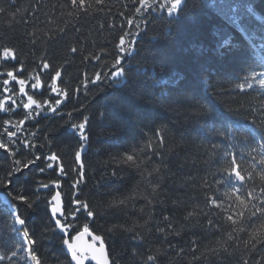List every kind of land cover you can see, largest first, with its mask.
I'll list each match as a JSON object with an SVG mask.
<instances>
[{"label":"trees","instance_id":"16d2710c","mask_svg":"<svg viewBox=\"0 0 264 264\" xmlns=\"http://www.w3.org/2000/svg\"><path fill=\"white\" fill-rule=\"evenodd\" d=\"M253 2L259 10L250 15L244 6ZM0 7L15 14H0V50L9 47L16 52L15 60L0 58V103L4 105L0 143L10 150L0 148V181L17 167L15 160L23 167L41 156L8 177L35 202L33 209L13 201L2 185L0 193L25 218L35 240L31 247L41 264H70L50 219L49 201L57 192L67 222L74 225L69 238L88 223L101 236L109 264H242L244 259L251 264L252 257L264 256V239L256 245L257 251L246 243L257 226L256 217L239 233L232 232L238 225L226 220L237 210L235 196L247 203L252 192L257 199L251 204L257 205L264 197L260 179L264 165L259 163L264 154L259 146L264 134V87L258 84L259 76L245 79L253 72H264L250 45L264 47L261 0H184L175 17L152 8L136 13L139 0H85L83 8L73 6L71 0H15L14 6L10 0H0ZM121 36L131 55L120 53ZM119 55L127 83L118 88L109 77ZM44 63L49 64L47 69ZM9 70L15 80L7 77ZM56 71L61 76L55 87L67 92V99L49 87ZM96 73H102L101 81L93 84ZM37 77L41 87L33 88ZM20 79L25 81L23 86ZM249 82L252 88L247 87ZM28 95L42 104L39 116L30 115L37 111L34 105L24 109ZM193 95L205 107L207 101L215 104L216 123L205 126L189 121L178 102ZM56 99L62 103L51 112L43 102L54 104ZM85 116L89 140L83 142L81 179L74 155L80 145L71 125ZM250 128L256 130L258 140L251 139ZM8 132L16 136L9 137ZM53 153L57 161L44 159ZM128 154L134 156L133 162H124ZM233 158L245 176L241 185L222 171L231 167ZM48 163L53 168H47ZM60 167L66 175L60 174ZM113 172L118 178L112 177ZM221 179L224 182L217 184ZM45 183L48 188L41 187ZM233 187L240 191L233 193ZM209 197L223 207L212 205ZM77 199L89 204L92 218L83 209L76 211ZM119 200L126 203L110 206ZM193 210L194 216L185 220ZM73 214L77 219H72ZM165 215L169 221L163 220ZM209 218L215 227L208 225ZM129 228L132 231H126ZM213 248L218 253L213 254ZM225 250L229 255L221 259L219 253ZM149 255L157 260L148 261ZM0 257V264H26L11 214L2 205Z\"/></svg>","mask_w":264,"mask_h":264},{"label":"snow or ice","instance_id":"6c2138e0","mask_svg":"<svg viewBox=\"0 0 264 264\" xmlns=\"http://www.w3.org/2000/svg\"><path fill=\"white\" fill-rule=\"evenodd\" d=\"M102 2V0H97V3ZM184 0H160L159 3H157V0H151V3H149V0H139V3L141 5V7H137L135 9L136 13H141V8H144L145 11H147L148 8H152L153 11L156 10H160V11H166L167 15L169 17H175L177 16L180 11L182 10V4H183ZM262 3H264V0H261ZM71 4L73 6L79 7V8H83L84 4H85V0H71ZM10 5L14 6L15 5V0H10ZM237 7H240L239 5ZM244 10L252 15L255 14L259 9L256 7L255 2L253 3H249L247 5L244 6ZM8 13V9L4 8V7H0V14H6ZM9 15L14 16V13H8ZM128 24L131 25L132 24V20H128ZM137 27H139V25H137ZM55 37H53L54 39ZM225 43H227V41H225ZM125 45V39L123 36L120 37L119 40V50L121 54H129L131 55V51H129V49H126L124 47ZM131 47V45H129V48ZM73 52H76L77 49L73 48L72 49ZM0 58H2L3 60H15L16 59V52L14 49L9 48V47H4L2 50H0ZM121 61H122V55H119L115 58V62L112 64V68L116 69L115 71L111 72V76L109 77L110 80H112L114 86L116 87H122L124 84L127 83L126 81V73L125 70L123 69L121 65ZM49 67L48 63H44L43 64V68L47 69ZM22 70V67L21 69ZM7 77L12 78L13 80L16 79V76L14 75V72L9 70L6 73ZM61 76V72L60 71H56L55 75L52 77V84L49 85V87L51 88L52 92L57 93V95L62 96L64 99L68 98V93L67 92H62L61 89H58L57 87H55L56 84V80L57 78H59ZM257 76L260 77V79L258 80V84L261 87H264V72H260V73H256L253 72L251 74V76H246L245 79L246 80H251V79H255ZM101 77H102V73H96L95 74V79L91 80V83L95 84L97 81H101ZM4 85H7L9 83L8 79H5L3 81ZM18 83L20 85H24L25 81L23 79L18 80ZM33 88H39L41 87V81L40 79L37 77L35 84L32 85ZM248 88H252L253 85L252 83H248L247 84ZM244 85L241 84L240 85V89L243 90ZM20 92L23 93L24 92V88L21 87L20 88ZM201 98L193 95L190 98H185L182 102H178L179 103V107L183 108L185 110V114L187 116V118L189 119L190 122H195L197 124L202 123L205 126H207L210 123H216L215 119H214V111H215V104L212 101H207L208 107H205L204 104L199 103V100ZM13 103H15V101H13ZM44 105H47L48 109L51 112H56L57 108L61 105L62 100L61 99H56L54 104L49 103L48 101H44L43 102ZM33 105L35 106V109L37 111H35L34 113H30L31 116H39L42 109V104L40 102H38L37 100H35L33 98L32 95H28L27 97V103L23 104L24 109L28 110L31 109L33 107ZM4 107V105L2 103H0V110H2ZM68 115H71V113H69ZM101 118L105 117V113H99ZM5 123H8L7 121ZM21 125L24 124V120H21L19 122ZM89 123V118L87 116H85L83 118V121L80 123H76V124H72L71 128L72 131L74 133L77 134L78 136V143H79V148L75 151V160L80 163V176L81 179H83V163L81 162V153L84 151L85 148V144L83 142H86L89 140V136L86 132V127ZM213 131L217 132L220 135H226V132H221L220 129H213ZM248 134L250 135H256V130L254 128H250L247 129ZM33 135H35L33 133ZM8 136L9 137H14L16 136L15 132H8ZM11 142V141H9ZM33 147H35V145H32ZM25 147H28V143H25ZM0 148L4 149L5 152H9V147L6 143H0ZM260 148L264 149V134H261V143H260ZM252 151H257V149L253 148ZM12 155H15V153H11ZM45 160L47 161H57L58 160V156L56 154H50L46 157H44ZM253 159H255V157H253ZM41 160V156L40 155H36L35 158L33 160H30L28 163H24L23 167H19V165L21 164L20 160H15L14 163L17 165V167L13 170L10 171L8 173H6L5 179L0 181V185H2L4 188L8 189L7 195L9 197H11V199L13 201H17L21 204H24L27 206V209H33V205H34V201H31L29 196L26 194L25 191H21L20 189L22 188V186H17L13 183V180L8 178L10 176L15 175L18 172L23 171V168H28L29 164H35L37 161ZM134 161V156L131 154L126 155L124 162H133ZM259 163L261 165H264V154H261V158L259 160ZM139 166V165H137ZM241 166L237 164L236 159L233 158L231 161V167H225L222 169L223 172L227 173L228 177H234V179L236 181H239L241 184L244 183L245 181V176L241 174V171H238L237 169L240 168ZM47 168H53V164L52 163H48L47 164ZM41 172L44 171L43 168L40 169ZM155 171H159V169H156ZM244 172H246L248 174V177L251 178V173L248 172L247 168L243 169ZM60 174H64L66 175V173L64 172L63 167H60L59 169ZM112 177L113 178H118V175L116 172L112 173ZM17 179H19V177H17ZM260 179L262 181H264V170H262V172L260 173ZM224 182L222 179L221 180H217L216 183L220 184ZM53 184H55V186L57 188L60 187V184L58 181H53ZM11 186V187H10ZM41 187L43 188H48L49 185L47 183L42 184ZM73 187H76V185L74 184ZM15 189V191H14ZM156 189H153V192H155ZM240 189L238 187H233L232 192L236 193L239 192ZM261 193H264V188L261 189ZM226 195H228V193H226ZM211 201V204L214 205L217 208H222V202H218L216 199H212L211 197L208 198ZM229 199H231V196H229ZM236 201L239 202V204L236 206L237 210L231 212L230 214H228L226 216V220L230 221L232 225H238V227H233L232 228V232H244L246 227H248L247 221L249 219H251L252 217H256V222H257V226L253 228L252 232L249 233V240L246 242L247 244H251V251H257L256 250V245L259 244L261 242V239H264V197L260 198V204H251V201L253 199H257V197H255L253 195L252 192L248 193V201L247 203L245 202V199L242 198L241 196L237 195L235 196ZM151 203V201H149ZM75 204L79 205V207L76 209V211H80L81 209H83V211H85L87 213V217L88 218H92L94 216V213L90 210V206L87 203H84L80 200H75L74 201ZM126 203V200H119V201H113L111 203L110 206H116L117 204L119 205H123ZM49 204L51 205L50 207V219L52 221H54V227L55 229H58L61 233L64 234V238L62 240V243L64 246H66L68 252L71 254V258L73 261H75V264H83V261L85 259L86 254L83 253L78 246L73 243L76 241H81L83 240V238L85 236H90L92 238L93 241H101V248H103V242H102V238L100 235L94 234L89 227L88 223H84L82 226V229L77 230L75 235H72L69 238V233L70 231L74 228V225L72 223H68L67 222V217L65 216L64 211H62L61 207H60V193L57 192L55 195H52L51 197V201H49ZM249 204H251V210H249ZM242 206V207H241ZM194 212L193 211H189L187 213V215L185 216V220H190L193 216H194ZM247 213V215H246ZM259 214V215H257ZM12 215L14 216L15 219V224L19 225L20 228L18 229V231L22 232L23 238H24V242H25V251L27 252V256L28 258L33 262V264H41L40 259L37 257V255L35 254V252L33 251L31 245L35 244V240L31 239L30 237V233L29 230L25 227L26 225V220L25 218L22 217L21 213L18 211V209L15 208V206H13L12 208ZM210 215V214H209ZM72 219L75 220L77 219V217L73 214ZM163 220L164 221H169V217L167 215L163 216ZM209 226H213L215 227L214 221L213 219L209 218L207 221ZM47 227V225L45 226ZM112 229H109V231H111ZM126 231H132V229H126ZM159 231L161 233L164 232V228H160ZM179 233H177L178 235ZM229 239H232V233H229L228 236ZM70 240L72 242H70ZM195 243V242H193ZM221 247H223V245H221ZM218 249H211V252L213 254L218 253ZM203 256V253L201 254ZM227 255H229L227 253V251L225 250L223 253H219V256L221 259H223L224 257H226ZM12 256H17V252H13ZM0 259H3V257H0ZM92 259H97V257L95 255L92 256ZM148 261H156L157 257H154L152 255H149L147 257ZM194 259H199L198 257L194 256ZM104 264H107V261H104ZM211 264V262H210ZM242 264H250V260L249 259H244L242 261ZM251 264H264V256H261L259 260L255 259V257H252L251 259Z\"/></svg>","mask_w":264,"mask_h":264},{"label":"water","instance_id":"95a60500","mask_svg":"<svg viewBox=\"0 0 264 264\" xmlns=\"http://www.w3.org/2000/svg\"><path fill=\"white\" fill-rule=\"evenodd\" d=\"M60 207H61V204H60ZM61 234L64 236L63 233H61ZM73 243H75L78 246V248L83 253L86 254L85 259L83 261V264H87V263L104 264V261H107V264H108V257H107L105 247L103 246V248H101L99 241H93L90 236H85L83 238V240L76 241ZM63 249L65 251V254L70 258V263L75 264V261L72 260L71 254L68 252L66 246L63 245ZM93 255H95L97 257V259H92Z\"/></svg>","mask_w":264,"mask_h":264}]
</instances>
